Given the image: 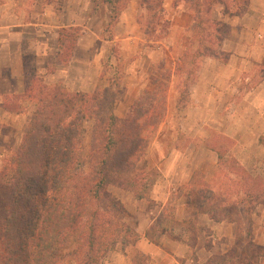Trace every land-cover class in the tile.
<instances>
[{
    "label": "rangeland",
    "instance_id": "rangeland-1",
    "mask_svg": "<svg viewBox=\"0 0 264 264\" xmlns=\"http://www.w3.org/2000/svg\"><path fill=\"white\" fill-rule=\"evenodd\" d=\"M104 1L110 3L108 11L95 1L87 11L79 13L71 8V4L78 5V0H18L13 24L8 17L0 20V228L4 224V208L11 209L12 198L7 184L12 176L13 160L37 107L35 100L25 92L30 83L33 88L58 89L72 95L84 93L96 99L99 111L93 121L86 120L82 124V175L90 172L91 149L106 143L107 134H96L94 127L95 120H103L107 115L110 102L113 116L124 119L144 92H152L149 102H156L158 116L150 113L140 120V124H144L142 136L146 141L142 157L134 168L115 174L112 184L102 189L100 212L106 214L107 220L114 218L126 225L131 210L155 212L150 198L156 189H163L169 193V199L153 224L159 220L161 228H173L170 216L180 211V199L188 204L195 217L207 215L204 212L224 204L219 215L228 214L236 235L231 242L223 240L216 244L214 263L264 264V189L260 193L256 188L246 187L252 184L253 178L264 179V97L256 99L260 92L255 90L264 79V70L257 71L248 83L244 79L239 85L234 83L229 95L223 98L226 104L211 107L205 123L184 120V114L193 108L191 84L204 57H217L211 60V67L226 59L224 53L219 56L220 46L221 40L230 36V29L228 23L221 20L226 19L227 14L230 17L242 15L247 10L248 0H101ZM130 1L139 4L136 25L128 34L133 40L120 41L124 31L107 25L106 15L113 23L124 20L122 14ZM177 3L191 17L181 38L178 29L174 35L171 29V8ZM47 5L51 9L46 10ZM75 19L79 26L56 30L57 24ZM78 44L82 50L78 49ZM75 54L82 64L76 62ZM162 64L170 71V77L159 70ZM134 72L138 74L135 85L139 91L132 104L127 105L132 100L134 86L129 77ZM173 76L178 81L170 89ZM80 86L82 91L78 90ZM134 112L137 115L136 109ZM186 149L193 152L189 159L196 168L191 175L193 181L204 182L212 191L214 201L211 202L206 194H199L187 203L188 194L195 195L192 190L196 187L190 182L162 187V179L168 177L158 171L161 159L171 152L177 157ZM216 149L222 152L221 164L217 162ZM237 164L244 172L236 168ZM134 192L143 198L136 200ZM205 198L203 209L193 206V202L200 203ZM182 226L191 231L194 223L190 219ZM254 226L260 229L258 236L252 238ZM149 237L153 239L157 233L150 231ZM193 239L191 231L188 242L192 245ZM124 240L129 243H120ZM124 240L112 245L99 264H106L111 253L122 251V245L134 242L131 237ZM78 245L73 236L60 264H76L72 254Z\"/></svg>",
    "mask_w": 264,
    "mask_h": 264
},
{
    "label": "trees",
    "instance_id": "trees-1",
    "mask_svg": "<svg viewBox=\"0 0 264 264\" xmlns=\"http://www.w3.org/2000/svg\"><path fill=\"white\" fill-rule=\"evenodd\" d=\"M196 25L198 27L199 21ZM159 70L170 77L164 64ZM25 92L35 100L37 107L22 135L7 184L12 201L10 210L4 208V224L0 228V264H60L73 236L79 242L72 254L76 264H99L118 240L131 237L136 241L139 237L118 220H107L106 214L99 210V202L102 189L112 184L113 176L128 172L142 157L146 141L140 120L150 113L157 115L156 102H149L152 92H144L124 119L113 116L110 102L104 119L95 120L94 132L106 133V143L91 149V167L86 175H82L81 170L82 124L86 120L93 121L99 111L96 99L84 93L72 95L58 89L33 88L31 83ZM153 94L156 95V90ZM117 130L121 132L118 135L113 133ZM214 152L221 164L222 152L218 149ZM236 168L244 172L240 165ZM193 177L190 184L196 187L192 190L195 195L188 194L187 203L199 194H206L212 202V191L204 182L193 181ZM253 180L246 187L262 193L264 179ZM134 196L136 200L143 198L135 192ZM206 202L205 198L203 202H193V206L203 209ZM223 207L224 204L204 213L214 222L232 223L228 214L219 215ZM151 230H161L159 220L147 231L148 236ZM125 241L120 243H129Z\"/></svg>",
    "mask_w": 264,
    "mask_h": 264
},
{
    "label": "crops",
    "instance_id": "crops-1",
    "mask_svg": "<svg viewBox=\"0 0 264 264\" xmlns=\"http://www.w3.org/2000/svg\"><path fill=\"white\" fill-rule=\"evenodd\" d=\"M78 1V5L71 4V8L73 11H78L79 13L83 10L87 11L89 5L95 4V1L104 11L110 9V3H102L101 0ZM17 3L18 0H0L1 21H4V17L10 18L11 23L16 19ZM50 7V5H47L46 10L51 9ZM137 8H139V4L135 5V2L130 1L122 14L124 20L117 23H113L108 14L106 15L107 25L112 24L113 27L117 29L122 28L124 31L123 37L119 39L120 41L133 40V37L128 34L131 33L130 30L133 28V25H136L135 14L138 10ZM182 9L184 7L178 3L175 8H171L172 35L178 29L180 35L178 37L180 38L191 20L190 14L187 16V12ZM225 16L226 19L221 21L222 23H228L230 36H225L221 40L219 56L224 53L226 59L222 63L216 62V66L211 67V60L217 59V57H204L205 60L197 72L196 79L191 84L190 99L193 108L184 114L186 117L185 121L193 119L190 121L205 123L209 117L211 107L226 104L227 101L223 103V98L229 95L230 88L234 83L239 85L243 82V79L248 83L257 71L261 72L264 70V0H248L247 10L242 15L230 17L227 14ZM76 26H79V23L75 19L70 22L59 23L55 28L59 30L61 27ZM45 27L48 26L45 25ZM79 45L78 49L82 50L83 47ZM78 49L76 48V51ZM76 54L75 57L78 58ZM169 55L173 58L172 53H169ZM76 62L83 63L79 58ZM137 76V72H134L129 77L134 90L132 91V100L127 105H131L134 100L133 98L138 94L139 88L135 85L138 82ZM81 79L82 75L79 77V82H81ZM171 80L170 89H173L178 78L173 76ZM78 90L82 91V86ZM255 90L258 94L259 92L261 94L256 99L264 97L262 93L264 92V79L260 81ZM262 104L264 105V103ZM192 153L186 149L184 153H179L177 157L174 156V152H171L161 159L160 164L157 166L158 171L164 177H168V179H162V187H165L164 184L187 185L190 182L191 175L196 169L192 163H189ZM212 159L216 161V157ZM188 164L190 167H188ZM171 176L172 178H169ZM153 193L150 199L155 204V212L150 211L147 213L142 209L140 211L131 210L128 212L126 225L134 233L138 234L139 237L131 245H122L124 246L122 251L111 253V257L106 264H227L223 262L214 263V251L218 248L216 244L222 243L223 240L231 242V239H234V224L226 221L214 222L205 214L195 217L192 215L188 204L181 199L179 200V203L182 202L180 206L178 203L180 211L178 209L174 215L170 216L174 227H162V231L156 232L157 237L150 239L147 231L150 230L152 224L158 219L169 199V193H166L163 189H156ZM190 219L194 223V228L191 229L194 237L193 245L188 242L191 231L182 226L184 222L190 221ZM204 229L207 231L205 235L203 234ZM259 229L258 226L252 228V238L258 236Z\"/></svg>",
    "mask_w": 264,
    "mask_h": 264
}]
</instances>
